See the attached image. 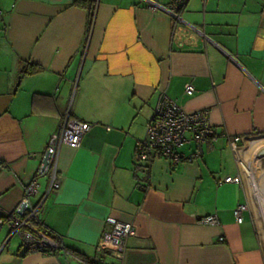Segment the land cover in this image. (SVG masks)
Masks as SVG:
<instances>
[{
  "label": "crops",
  "instance_id": "crops-1",
  "mask_svg": "<svg viewBox=\"0 0 264 264\" xmlns=\"http://www.w3.org/2000/svg\"><path fill=\"white\" fill-rule=\"evenodd\" d=\"M76 1L0 0V264H264L247 182L223 183L240 174L235 155L251 165L264 150V4L188 0L174 18L145 0H94L89 30ZM161 93L186 113L208 111L217 139L191 163L136 160ZM66 113L91 127L79 148L59 149L60 189L47 193L41 176L32 199L46 195L37 220L62 250L26 253L2 219ZM207 216L218 224L197 223ZM108 218L135 231L114 263L96 252Z\"/></svg>",
  "mask_w": 264,
  "mask_h": 264
},
{
  "label": "built area",
  "instance_id": "built-area-1",
  "mask_svg": "<svg viewBox=\"0 0 264 264\" xmlns=\"http://www.w3.org/2000/svg\"><path fill=\"white\" fill-rule=\"evenodd\" d=\"M148 8L152 11L162 10L172 17H177L180 6L185 5L188 0H170L165 6H159L151 0H145ZM96 3L99 0H95ZM3 11L0 8V26L3 23ZM194 88L188 84L185 86V93L193 94ZM91 125L71 118L69 113L59 124V128L48 139L44 155L47 156L45 168L37 172L35 178L23 189V198L17 209L6 214L5 223L9 227V235H17L21 239V247L26 253L38 252L42 254H59L61 246L33 226L32 220H37V213L40 210L46 195L38 202H33V197L39 189L38 179L41 176L48 178V190L58 191L61 181L57 171L58 152L62 146L77 149L81 146L84 135L89 131ZM217 135L211 126L208 118V111L201 110L193 113H186L181 106L170 99L166 94L161 93L153 108L152 117L146 124L145 138L135 144L136 160L146 162L153 158H160L169 161L172 165L180 162L191 163L201 157V146L207 142H215ZM239 138H232L231 143L238 142ZM194 146V151L189 156H184L180 150L184 146ZM235 163L240 172L237 176L226 177L225 184H236L242 186L250 180L247 172L249 164L240 155H235ZM248 211L247 204L238 205L233 212L237 222L241 220V214ZM107 223L111 226L109 232L105 233L98 241L96 252L105 253L113 260L122 261L127 240L134 236L133 226L117 222L108 218ZM200 225H217L218 221L214 216L200 218L197 221ZM220 241H223L221 238ZM87 264H93L88 262Z\"/></svg>",
  "mask_w": 264,
  "mask_h": 264
},
{
  "label": "rangeland",
  "instance_id": "rangeland-1",
  "mask_svg": "<svg viewBox=\"0 0 264 264\" xmlns=\"http://www.w3.org/2000/svg\"><path fill=\"white\" fill-rule=\"evenodd\" d=\"M241 4H246L248 7H259L264 4V0H241ZM250 180L247 181V194L250 203L252 216L257 227L258 235L261 241V245L264 250V150H258L255 156L252 157ZM255 179V183L252 184V179ZM254 181V180H253ZM254 185L256 188H252ZM260 204V205H259ZM14 239H18L15 236ZM110 263H114V260L107 259Z\"/></svg>",
  "mask_w": 264,
  "mask_h": 264
},
{
  "label": "trees",
  "instance_id": "trees-1",
  "mask_svg": "<svg viewBox=\"0 0 264 264\" xmlns=\"http://www.w3.org/2000/svg\"><path fill=\"white\" fill-rule=\"evenodd\" d=\"M94 3H95L94 0H77L75 2L76 5L88 7V9H89V14H88L89 15L88 16V27L89 28L88 29L89 30L91 28V25H92V22H93V18H94V16H93L94 15L93 14V12H94ZM183 7H184V5L183 6H180V10ZM41 70H42V68L39 67V66H35V65H30V66L28 65V66H26L25 65V67L23 68L22 73L23 74H35V73L40 72ZM5 218H6V215L3 216V219L2 220H5ZM31 222H32V224H33L34 227H36L38 230L44 232L46 235H48L49 237H51L53 240H55L60 245L58 239L54 238L53 236H51L50 234H48V233L45 232L44 228L42 227L41 223L38 220H32ZM61 248H62V246H61Z\"/></svg>",
  "mask_w": 264,
  "mask_h": 264
},
{
  "label": "water",
  "instance_id": "water-1",
  "mask_svg": "<svg viewBox=\"0 0 264 264\" xmlns=\"http://www.w3.org/2000/svg\"><path fill=\"white\" fill-rule=\"evenodd\" d=\"M46 161H47V156L44 155V157L42 158L41 160V170H43L45 168V165H46Z\"/></svg>",
  "mask_w": 264,
  "mask_h": 264
}]
</instances>
